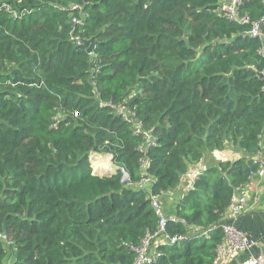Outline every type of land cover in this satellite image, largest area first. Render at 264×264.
<instances>
[{"label": "trees", "instance_id": "16d2710c", "mask_svg": "<svg viewBox=\"0 0 264 264\" xmlns=\"http://www.w3.org/2000/svg\"><path fill=\"white\" fill-rule=\"evenodd\" d=\"M219 7L0 0V264H135L159 227L153 198L232 149L242 157L209 159L174 206L166 233L178 242L161 234L151 248L152 264H216L264 134V23L261 36L249 34L264 0H242L250 23ZM81 38L95 40L91 54ZM95 153L114 170L95 174Z\"/></svg>", "mask_w": 264, "mask_h": 264}, {"label": "crops", "instance_id": "0c3cea01", "mask_svg": "<svg viewBox=\"0 0 264 264\" xmlns=\"http://www.w3.org/2000/svg\"><path fill=\"white\" fill-rule=\"evenodd\" d=\"M240 157H242L241 152L228 149L223 152H217L208 159H204L201 164L192 167L191 171L182 178L178 189L166 193L162 197H158L161 207L168 216H174V206L178 203L181 196L189 191L197 177L206 170L209 159L227 161ZM256 160H258L264 169V134L261 139V152L256 156ZM235 194V198H247L245 211L235 219L229 210L226 216L227 221L235 223L238 228L255 241V245L249 252L241 251L234 255L223 253L219 255L216 264H253V257L264 255V175L262 177L253 176L251 183L246 188L237 190ZM163 241L161 240V242ZM9 260L10 258L7 261Z\"/></svg>", "mask_w": 264, "mask_h": 264}, {"label": "built area", "instance_id": "2783aa9c", "mask_svg": "<svg viewBox=\"0 0 264 264\" xmlns=\"http://www.w3.org/2000/svg\"><path fill=\"white\" fill-rule=\"evenodd\" d=\"M242 6V0H220V7L219 12L222 14H225L230 19L244 22V23H250V19L247 16L241 17L240 15V8ZM75 9L79 10V15L81 18L85 17L84 8L81 5H76L74 7ZM72 23L77 25H81L84 20H79L77 17H73ZM258 26L254 27L250 31L249 34L254 36V34L258 33L257 30ZM264 52V50H263ZM105 105L111 106L116 112L120 113L124 119L130 123L137 124V127L139 125V121L134 117L131 110L124 104L116 105L114 102L105 103ZM78 113H75V116H77ZM139 128V127H138ZM97 156V153L92 155V158ZM261 165V164H260ZM106 170V169H105ZM107 171H101L99 175H104ZM254 175L263 176L264 175V169H260L258 173H253ZM148 182H150V179H146L142 186L146 187L148 185ZM153 206L157 211L158 217H159V227L157 232L154 235H146L138 248L137 252V259L135 264H152V261H154L155 257L151 254V248L153 244V240L157 239V237L161 234L165 235L166 240H170L172 243L178 242L176 238L171 237L169 234L166 233V226L168 222L175 221V216H168L164 213L163 208L160 205V202L158 201V197L153 198ZM246 207V198H235L233 200V203L230 207V211L233 214V218L237 219L240 214H242L245 211ZM223 231H224V243L220 245L219 247V255L223 253H230V254H236L238 252H246L250 251L252 247L254 246L255 242L254 240L246 235V233L242 232L235 224L224 222L223 223ZM0 238H5V236L0 234ZM253 264H264V255L259 257H253L252 259Z\"/></svg>", "mask_w": 264, "mask_h": 264}, {"label": "rangeland", "instance_id": "374dc122", "mask_svg": "<svg viewBox=\"0 0 264 264\" xmlns=\"http://www.w3.org/2000/svg\"><path fill=\"white\" fill-rule=\"evenodd\" d=\"M92 166L95 174H99L101 171H105L104 168L106 167L114 170L111 163V156L103 153H97V156L94 157ZM6 244L8 245L9 243ZM11 263L12 261H6V264H11Z\"/></svg>", "mask_w": 264, "mask_h": 264}, {"label": "water", "instance_id": "95a60500", "mask_svg": "<svg viewBox=\"0 0 264 264\" xmlns=\"http://www.w3.org/2000/svg\"><path fill=\"white\" fill-rule=\"evenodd\" d=\"M81 39H84V38H81ZM83 43L85 44L86 47H88L87 52L89 54H91L93 52V50L95 49V46H96L95 40L94 39H85V40H83ZM259 76L264 77V73H260ZM127 179H128V175L126 174L124 180H127Z\"/></svg>", "mask_w": 264, "mask_h": 264}, {"label": "bare ground", "instance_id": "6f19581e", "mask_svg": "<svg viewBox=\"0 0 264 264\" xmlns=\"http://www.w3.org/2000/svg\"><path fill=\"white\" fill-rule=\"evenodd\" d=\"M262 23H264V19H262V20L259 21V22H255V23H254V27H255V25H256V27L258 26V28H257L258 33H257V34H254V37L261 36L260 28H261V24H262ZM74 25H76V24H74ZM83 40H85V39H80V40H78V43H79V44H84V43H83ZM84 45H85V44H84ZM87 48H88V47H87ZM104 169H106V170H111V168H110V169L104 168ZM260 169H263L262 166H260L259 170H260ZM259 170L256 171L255 173H258ZM255 173H254V174H255ZM254 176H259V175H254ZM260 177H262V176H260ZM143 182H144V181H143ZM148 183H150V182H148ZM221 245H222V244H221ZM233 255H234V254H233Z\"/></svg>", "mask_w": 264, "mask_h": 264}, {"label": "clouds", "instance_id": "9594fccd", "mask_svg": "<svg viewBox=\"0 0 264 264\" xmlns=\"http://www.w3.org/2000/svg\"><path fill=\"white\" fill-rule=\"evenodd\" d=\"M105 171H106V170H105ZM107 172H109V171H107ZM7 260H8V259H7ZM7 260H6V261H7ZM9 261H12V258H10V260H9Z\"/></svg>", "mask_w": 264, "mask_h": 264}]
</instances>
